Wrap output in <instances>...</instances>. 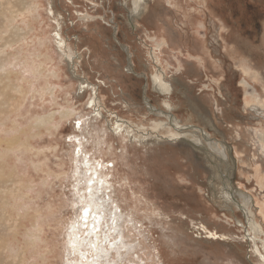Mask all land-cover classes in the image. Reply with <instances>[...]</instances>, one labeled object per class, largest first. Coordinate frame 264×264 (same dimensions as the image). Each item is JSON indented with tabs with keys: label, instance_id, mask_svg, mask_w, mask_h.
Masks as SVG:
<instances>
[{
	"label": "rangeland",
	"instance_id": "374dc122",
	"mask_svg": "<svg viewBox=\"0 0 264 264\" xmlns=\"http://www.w3.org/2000/svg\"><path fill=\"white\" fill-rule=\"evenodd\" d=\"M0 173V264H264V0H0Z\"/></svg>",
	"mask_w": 264,
	"mask_h": 264
},
{
	"label": "bare ground",
	"instance_id": "6f19581e",
	"mask_svg": "<svg viewBox=\"0 0 264 264\" xmlns=\"http://www.w3.org/2000/svg\"><path fill=\"white\" fill-rule=\"evenodd\" d=\"M133 7H134V9H135V14L137 15V14H139V12H140V5L138 4V2H135L134 1V3H133ZM113 30H115L114 28H113ZM126 51V50H125ZM153 52V51H152ZM152 54V53H151ZM131 56V55H130ZM67 58H69V59H71L72 57L71 56H68ZM151 59H154L155 61H158V58L157 57H155V55L153 54L152 55V57H151ZM154 62V61H153ZM250 67V66H249ZM244 68V67H243ZM131 68H128L127 69V71H129ZM245 69V68H244ZM245 71H247V70H245ZM131 72V71H130ZM162 74V77L160 76V77H158V76H156L155 77V83H156V85L158 86V88H159V90L161 89V90H163V91H165V89H166V86L164 85V75H163V73L159 70V71H157L156 72V74ZM139 79V78H138ZM160 80V82L158 83V81ZM242 84H244L245 86H248V84L246 83V82H243ZM83 88H84V86H82ZM94 104H97L96 102H97V96L96 95H94ZM130 105V104H129ZM149 110L151 111V112H154L153 111V109L151 108H149ZM160 112V111H159ZM158 112V113H159ZM60 114V118H66V117H68V114L66 113V111H63V112H61V113H59ZM72 114H70L69 116H71ZM41 124V120H37L36 121V125H40ZM194 127V126H193ZM177 128V127H176ZM191 128V127H190ZM177 129H184V128H177ZM185 130H187V129H185ZM189 133V132H188ZM190 135H194V134H192V132L191 133H189ZM12 138H14V137H12ZM11 138V139H12ZM9 139V138H8ZM7 139V140H8ZM181 139H184V138H181ZM207 139V138H206ZM185 145H187L184 141H182ZM263 145V144H262ZM223 157V156H222ZM85 164H87L86 162H85ZM2 167V166H1ZM2 169H3V167H2ZM4 171H5V169H4ZM2 174H3V172H2ZM1 173H0V178L3 176ZM6 174V173H5ZM90 178V177H89ZM3 179V178H2ZM91 180L88 182V184L89 185H91L89 188H88V190L90 191V194H95V193H92V187H94L95 186V182L93 181V179H92V177L90 178ZM96 180V179H95ZM6 183V182H5ZM101 182H98V184H100ZM226 184V183H225ZM224 184V187L226 188V185ZM89 194V195H90ZM90 197V196H89ZM245 200H247V199H249L247 196H244L243 197ZM91 200V199H90ZM92 202L94 203V202H98L99 204H95L94 203V206H91V205H86L85 206V208H87L88 209V211H89V215L87 216V217H85L84 216V210H85V208H83V211H82V213H81V216H80V219H79V221H80V223H82L81 225H83L84 227H86V228H88V230H87V232L89 233V236H90V238L91 237H93V243L94 244H97L98 243V241H101L102 243L104 242V241H106L107 240V236L104 234V233H102V234H100L99 232H97V227H99V225H100V222H101V220H102V218H103V216H104V214H103V211H104V208L103 207H101L100 206V204L102 203L100 200H98L97 199V197L96 196H94L93 198H92ZM88 203H89V201H88ZM237 209L238 210H241L242 211V213L244 214V216H245V218H246V221L248 222V225H249V228H250V231L248 232L249 234H250V240H254V242H255V244H257L258 243V239L255 237V236H257V235H259L260 233V228L258 227H255V225H254V223H253V214L251 213V209L248 207V206H246V207H244V206H237ZM117 219H118V217H117V214L115 213V212H111V213H109V217H108V221L110 222V226H111V228H112V225H114L115 223H116V221H117ZM252 235V236H251ZM252 238V239H251ZM92 240V239H91ZM120 241V240H119ZM121 242V241H120ZM92 243V242H91ZM121 244L122 243H120L119 245H120V249H121ZM116 246V244L115 243H112L111 245H110V249L111 248H114ZM97 247V246H96ZM104 250V249H103ZM105 251V250H104Z\"/></svg>",
	"mask_w": 264,
	"mask_h": 264
},
{
	"label": "water",
	"instance_id": "95a60500",
	"mask_svg": "<svg viewBox=\"0 0 264 264\" xmlns=\"http://www.w3.org/2000/svg\"><path fill=\"white\" fill-rule=\"evenodd\" d=\"M126 60H127V64H128V68H131V63H130V60H129V56L126 54ZM131 70V69H130ZM129 70V71H130ZM143 89H144V87L142 88V101H143V103L148 107V108H150L151 109V107L149 106V104H148V100L144 97V91H143ZM181 141H183V140H181ZM185 141H187V140H185ZM184 141V142H185ZM188 146H190L191 148H196V149H199V148H197V146H195V144H193V143H191V142H185Z\"/></svg>",
	"mask_w": 264,
	"mask_h": 264
},
{
	"label": "snow or ice",
	"instance_id": "6c2138e0",
	"mask_svg": "<svg viewBox=\"0 0 264 264\" xmlns=\"http://www.w3.org/2000/svg\"><path fill=\"white\" fill-rule=\"evenodd\" d=\"M88 215H89V211H88L87 208H85V210H84V216L87 217Z\"/></svg>",
	"mask_w": 264,
	"mask_h": 264
}]
</instances>
